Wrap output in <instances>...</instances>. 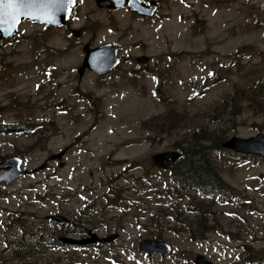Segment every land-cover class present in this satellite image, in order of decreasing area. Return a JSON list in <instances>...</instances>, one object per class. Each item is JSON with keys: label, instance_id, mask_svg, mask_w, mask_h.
<instances>
[{"label": "rangeland", "instance_id": "374dc122", "mask_svg": "<svg viewBox=\"0 0 264 264\" xmlns=\"http://www.w3.org/2000/svg\"><path fill=\"white\" fill-rule=\"evenodd\" d=\"M158 6L145 22L128 11L85 15V4L73 27H88L80 41L67 29L28 24L26 41L0 49V162L17 157L31 172L0 183V264H195L199 255L264 264V159L207 153L222 182L210 200L190 190L173 196L180 183L152 161L201 130L224 142L264 135V0ZM91 40L116 43L126 62L110 78L84 73L79 81ZM142 56L147 72L131 76ZM64 150L62 160H49ZM54 215L75 226H59ZM156 226L170 257L137 250ZM87 230L121 238L111 246L58 243Z\"/></svg>", "mask_w": 264, "mask_h": 264}, {"label": "water", "instance_id": "95a60500", "mask_svg": "<svg viewBox=\"0 0 264 264\" xmlns=\"http://www.w3.org/2000/svg\"><path fill=\"white\" fill-rule=\"evenodd\" d=\"M115 3V9L124 7L127 4V0H111ZM134 11L142 12L139 3H130ZM74 6V0H59L55 5L49 7H41L39 3L32 5L30 8L24 11H30L31 15H20L19 19L15 22L11 19L10 14H6L0 22V33L11 32L14 35L18 31V25L22 19L32 20L37 23L47 24L52 27L61 28L67 25L70 16L71 8ZM157 7L154 5L149 9L148 16L154 15ZM144 15V14H143ZM146 15V14H145ZM86 58L83 66L80 69V75L88 68L91 71H95L99 76L105 75L115 69L119 63L118 51L112 45H105L103 47L86 50ZM142 62V60L140 61ZM223 147L232 150L236 153L260 156L264 158V135L260 134L256 137L243 139L239 137H232L227 140ZM67 150L59 154H55L49 158V160H62ZM181 156L176 152H164L156 154L152 157V161L155 166L168 169L180 160ZM23 161L17 157L11 158L6 162H0V172L4 173L0 176V183H13L15 180L28 176L30 172L22 168ZM64 163L60 164L63 167ZM45 165L41 169H44ZM52 222H55L61 226L71 223V220L62 215H54L48 217ZM120 239L119 234H112L106 237H99L96 233L89 231L88 237L78 240L76 238L62 237L59 239V243L63 245L72 246H88V245H113ZM137 249L139 252L147 253L149 255H157L161 257H168L172 254V247L169 243L162 240L145 239L138 244ZM195 264H215L207 257L203 255L197 256Z\"/></svg>", "mask_w": 264, "mask_h": 264}, {"label": "trees", "instance_id": "16d2710c", "mask_svg": "<svg viewBox=\"0 0 264 264\" xmlns=\"http://www.w3.org/2000/svg\"><path fill=\"white\" fill-rule=\"evenodd\" d=\"M30 126L31 125L27 127ZM31 127H34V125L32 124ZM209 137V134L201 130L194 132L190 136H186L185 145L175 144V148L181 153L182 158L173 169L169 170L170 179L180 183L179 188H176L175 190L172 189L173 196H178L179 198L184 199L189 190L194 192L197 196H201L203 200H210L215 196L214 192L218 183L221 181V174L218 167L212 162V159L209 156H206V154L216 152L226 153L227 150L222 147L224 142L223 134L214 140ZM174 202L176 201L174 200ZM201 210L202 209H200L199 212L200 214L202 213ZM183 216L184 218L180 220ZM172 217H174L179 223L181 222V224L186 225L184 220L186 219V216L182 211H175ZM199 221H201V219H199ZM156 227L160 232L153 233V238L164 241L165 239L161 232V226ZM253 258L254 255H249L245 258V261L254 262Z\"/></svg>", "mask_w": 264, "mask_h": 264}, {"label": "flooded vegetation", "instance_id": "af4514ba", "mask_svg": "<svg viewBox=\"0 0 264 264\" xmlns=\"http://www.w3.org/2000/svg\"><path fill=\"white\" fill-rule=\"evenodd\" d=\"M90 1H92V3H90ZM131 2L132 3H139V5H140L139 7H141L142 12L139 13L137 11H134L133 7L130 5ZM85 4H90L89 9H86L88 12L85 15H91L95 11L105 12V13H108L110 15L111 14H117V13H120L122 11H128V12L131 13L132 16H134V18L140 19L141 21H145V22L154 20L157 17L158 11H159V9H158L157 12L154 13V15L148 16L149 9L151 7H153L154 5L157 8L159 7L158 6L159 5V0H127V4L124 5V7L119 8V9H115L114 6H116V4L111 2V0H74V6L71 8V16H70V19H69V21H68L66 26H64L62 28H53L52 26H49L47 24H42V23L39 24V23H37L35 21H32V20L22 19L20 21L19 25H18V31H17L16 34L11 35V32H5V31H4V33H0V49L7 48V47L15 48L20 43L26 41L29 38V36L23 34L22 28L24 26L28 25V24H38V25L43 27L44 31L55 30V29H67V30H70L71 33L76 36V39L78 41H80L83 38V36L87 33L86 30L88 29V27H86L84 25L80 29H76V30L73 27L75 26V22L74 21L75 20L78 21L80 19L81 15L83 14V13H81V10H82V7ZM112 20L114 21L115 19L113 18ZM112 20H111V23H113ZM105 45H112L114 48H116L118 50V53H119V56H120V58L118 57L120 59L119 66L116 69H114L112 72H110V73H108L106 75H103V76H99L95 71H91L88 68L83 72V74L84 73L85 74H87V73L88 74H93L98 79L110 78V77L113 76L114 72L117 71L119 69V67L126 62V59L123 56L120 55V52H119V49L116 46V43L106 42V43H101V44L95 45L94 44V40H91V41L87 42L84 45V48H83L84 57H83L82 64L79 67V69H81V67L84 64V61H85V58H86V52H85L86 50H88V51L89 50H94V49L103 47ZM141 60H142V62H140ZM149 60H150V58L146 57V56H142V58H140V57L137 58L136 62H138L139 64L136 63V65H138V68L137 69L134 68L130 75L134 76V77L137 76V75L141 76L143 73L147 72ZM144 63H147V64H144ZM79 69H78V71H80ZM78 74H79L78 75L79 76V81H81L82 78H83V75H80V72H78ZM230 155L237 156L238 159L250 158V157H248L246 155L236 154V153H234V154L231 153ZM181 158H182V155H181ZM177 163H175L174 165L169 167L168 170L173 169L176 166ZM217 190H218V187H216L215 191H217ZM70 226H75V224L74 223H69V224L65 225L64 228L65 227H70ZM89 231H93V230H87L86 234H84L83 236H78L77 238L78 239L87 238ZM82 232H85V230L84 229L80 230L77 235H82L83 234ZM93 232H95V231H93ZM107 235H109V234H107Z\"/></svg>", "mask_w": 264, "mask_h": 264}, {"label": "snow or ice", "instance_id": "6c2138e0", "mask_svg": "<svg viewBox=\"0 0 264 264\" xmlns=\"http://www.w3.org/2000/svg\"><path fill=\"white\" fill-rule=\"evenodd\" d=\"M59 0H0V22L6 14L11 15L13 22L19 19L20 15H31L30 11H24L32 5L39 3L41 7L55 5Z\"/></svg>", "mask_w": 264, "mask_h": 264}]
</instances>
